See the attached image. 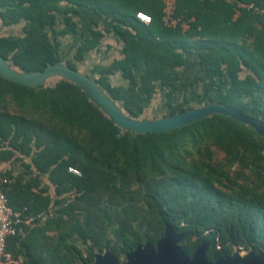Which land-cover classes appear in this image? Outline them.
<instances>
[{"label": "trees", "instance_id": "obj_1", "mask_svg": "<svg viewBox=\"0 0 264 264\" xmlns=\"http://www.w3.org/2000/svg\"><path fill=\"white\" fill-rule=\"evenodd\" d=\"M240 1L264 7V0ZM137 12L150 24L137 20ZM232 14L233 6L218 0H176L175 17L188 22L183 30L164 25L158 0H0V19L22 23L25 33L1 37L0 57L17 73L41 71L58 62L47 38L58 17L63 27L53 35L79 37L82 54L99 50L109 32L99 22L109 19L123 57L108 72H119L128 87L101 85L126 115L137 118L157 86L173 88L196 54L203 104L234 109L264 126V16L243 11L233 20ZM244 69L249 73L242 77ZM56 78L54 86L28 87L0 74V163L30 159L55 191L33 190L35 182L23 183L21 174L3 177L11 208L46 215L35 224L56 232L10 237L7 250L22 255V264H93L94 247L116 254L128 236L137 245L156 243L167 227L184 236L179 248L188 257L207 243L209 263L231 256L233 247L264 254V137L253 127L214 113L166 132L135 134L75 83ZM212 147L224 154V165L212 164ZM234 165L262 173L259 184L238 179ZM92 216L115 224V240L104 237Z\"/></svg>", "mask_w": 264, "mask_h": 264}, {"label": "rangeland", "instance_id": "obj_2", "mask_svg": "<svg viewBox=\"0 0 264 264\" xmlns=\"http://www.w3.org/2000/svg\"><path fill=\"white\" fill-rule=\"evenodd\" d=\"M74 19L79 20V17L74 15ZM86 19L88 18L86 17ZM115 24H116L115 21L109 19L104 23H101L99 26L103 27V29L104 28L108 29L109 32L106 33L103 39L101 40L100 42L101 46L99 50H93L82 54L78 51V47L80 46L81 43V39L79 37L74 38L67 35L65 36L53 35L52 33L53 28L57 30H61V28L63 27V17H58L56 23L52 27H50L49 31L47 32V38L50 40L54 48L53 54L55 59L58 60V62L48 63L47 65L61 64L75 70L76 72L85 75L86 77L91 79L107 95V97H109L110 100H112L122 110L123 108L122 103L113 100L111 95L102 89V85H101L103 81H105L111 87L114 88L128 87V85L123 80V78H121L119 72H115V73L108 72L113 61L116 59H121L123 57V50H122L123 43L120 42L119 35L116 33L114 29ZM24 34H25L24 27L22 23L11 22L10 20L8 23H4L0 19V38L7 37L13 40L18 38H23ZM191 58H192L191 67H189V69L187 70L179 71L180 76L176 81V85L173 88L157 86L148 104L142 109L141 114L134 119L156 121L170 117L172 115L181 112H185L187 110H195L208 105V104H203L202 102V94L204 91L205 81L201 79L202 73L199 70L196 54H193ZM70 65L73 66V68L70 67ZM248 73L249 70L244 69L240 73V76L244 77ZM58 80H59L58 78H54V79L51 78L45 84H47V86H54ZM192 97H194V99H192ZM186 101H189V103H186ZM9 107L10 109H13L11 105H9ZM173 108H176L175 113H172ZM185 108L187 109L182 111V109ZM49 123L51 124V122ZM63 126L65 125L58 124L55 125V128L66 133L67 129ZM210 152H211V162L213 165L225 164L226 162L225 156L221 151L212 147L210 148ZM230 169L234 173L238 171L236 173L238 179L252 184H259V179L262 178L263 175L262 173H260V175L259 174L257 175L249 168L243 167L240 169L238 165H234ZM7 173L14 176L17 175L19 176L21 174L23 183L31 179L36 184V188H34L33 190L35 189L37 191L47 190V192L51 196H53L55 193L47 177L43 175L42 176L38 175L35 172L34 165L31 164L30 159L28 158L20 159L14 157L12 161L0 163V178H3L4 175H7ZM42 195L46 196V193L44 192ZM53 209H55V207ZM91 219L93 221L100 222L99 224L103 229L104 237L115 240L114 223L107 224L102 219H100V217L92 216ZM127 240L128 241L126 242L124 241L119 242L120 244L119 252L116 254L113 253L107 247H103L101 248V250H99L98 247H94L92 251L93 264L95 263L98 256L102 257L108 254L113 255L116 258L118 264H125L127 254L130 251L134 250L137 246L144 247L145 245H150L152 247H155L156 244L148 240L143 245H137L135 236H128ZM128 247L130 248L134 247V248L129 251H126ZM249 252H253V251L251 249L244 250L239 247H233L232 254L237 253L240 256H244Z\"/></svg>", "mask_w": 264, "mask_h": 264}, {"label": "water", "instance_id": "obj_3", "mask_svg": "<svg viewBox=\"0 0 264 264\" xmlns=\"http://www.w3.org/2000/svg\"><path fill=\"white\" fill-rule=\"evenodd\" d=\"M0 74L9 81L28 87L45 84L51 78L67 79L82 89L86 96L107 114L118 127L135 134L162 133L219 113L232 117L240 123L250 125L259 135L264 137V126L260 125L257 120L218 104H208L199 109L187 110L156 121L134 119L126 115L91 79L61 64H49L41 71L17 73L0 57ZM183 238L182 234H176L170 227H167L163 236L156 242L155 247L150 245L137 246L127 254L125 264H264L262 252H249L244 256L233 253L231 256L209 263L205 258L207 243L201 244L188 257L179 248ZM94 264L118 263L113 255L108 254L102 257L98 256Z\"/></svg>", "mask_w": 264, "mask_h": 264}, {"label": "built area", "instance_id": "obj_4", "mask_svg": "<svg viewBox=\"0 0 264 264\" xmlns=\"http://www.w3.org/2000/svg\"><path fill=\"white\" fill-rule=\"evenodd\" d=\"M158 1L162 5V22L165 26L175 28L180 24L183 30L188 29V22L183 21L181 17H175L176 0ZM218 1L229 3L233 6V20L240 17L243 11H247L253 15L264 16V7H260L253 2H242L240 0ZM135 17L144 24H150L151 22V18L144 12H137ZM68 172L77 176L80 175L79 171L74 167H69ZM9 182L7 178H0V264H19L17 257L7 250V240L17 235L19 227L24 222H31L36 218H41V216H28L23 211L11 208L4 192V186ZM219 248L220 246L217 244V249Z\"/></svg>", "mask_w": 264, "mask_h": 264}, {"label": "crops", "instance_id": "obj_5", "mask_svg": "<svg viewBox=\"0 0 264 264\" xmlns=\"http://www.w3.org/2000/svg\"><path fill=\"white\" fill-rule=\"evenodd\" d=\"M105 21H107V20L103 19L99 23L101 24V23H104ZM52 213L53 212L50 211V214H52ZM39 215L41 216V218H36L31 222H24L19 227L17 237H20L22 239V241H24L28 237H46V235L53 236L54 234H56L55 231H49V230L42 229L43 224H38V225L35 224L36 221H39V222L42 221L43 222L46 218V215H44V214H39ZM21 249L24 250V247L21 246ZM17 259L19 261V264H22L25 258L22 255H18Z\"/></svg>", "mask_w": 264, "mask_h": 264}]
</instances>
